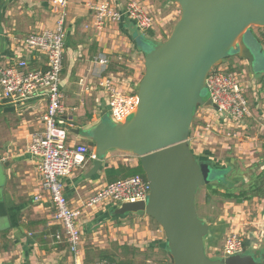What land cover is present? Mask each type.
Returning <instances> with one entry per match:
<instances>
[{"label":"crops","instance_id":"0c3cea01","mask_svg":"<svg viewBox=\"0 0 264 264\" xmlns=\"http://www.w3.org/2000/svg\"><path fill=\"white\" fill-rule=\"evenodd\" d=\"M48 1L0 0V67L17 58L28 60L29 68L44 67V56L28 53L23 40L30 34L54 28L55 19ZM87 1L68 0L64 25L65 54L60 89L64 96L62 120L66 121L69 146L86 144L70 133L71 130L77 127L90 129L107 115L105 95L100 87L102 79L110 77L117 83H139L144 71L143 56L136 47L135 37H146V34L138 32L127 20L110 23L102 32L95 31L84 6ZM112 1L123 7L129 0ZM137 1L154 19V30L172 25L179 17V7L173 0ZM242 64L250 70L248 64ZM249 76L247 81L253 90L249 102L251 98L255 101L251 104L253 114L240 128L226 126L213 110L204 109L206 112L190 129L188 142L194 157L221 168L222 176L226 173L225 183L211 184L221 194L237 193L264 173V137H260L264 129V112H260L262 107L257 101V94L264 85V72L258 78ZM254 108L258 110L257 114ZM43 111L44 103L30 102L18 111L4 113L5 119L0 124V169L3 172L0 182V202L3 203L0 209V264H73L66 244L55 240L56 233L62 229L53 220L49 199L33 200L40 192L41 180L37 161L26 153V147L30 134L41 130ZM252 122L256 123V130L250 126ZM207 125L210 127L206 131ZM206 142H215L221 147L224 152L221 160L215 155L217 147L206 145ZM133 158L124 152L110 151L94 175L90 174L93 161H88L63 180L68 206L81 211L78 218L81 264H171L163 231L153 220L141 213L116 215V208L110 205L84 206L98 188L111 181L105 175L107 169H116L120 165L137 167L138 161ZM204 188L208 192H201L199 202L198 189L195 203L197 210L199 207L203 210L202 220L210 227L204 240L207 257L210 258L207 251L219 256L215 251L222 247L230 231L245 234V253H260L264 257V198L253 197L235 203L212 195ZM217 204L223 216L215 219L209 208L214 209ZM101 252L109 257L107 262L100 259Z\"/></svg>","mask_w":264,"mask_h":264},{"label":"water","instance_id":"95a60500","mask_svg":"<svg viewBox=\"0 0 264 264\" xmlns=\"http://www.w3.org/2000/svg\"><path fill=\"white\" fill-rule=\"evenodd\" d=\"M173 1L179 19L163 44L135 37L144 67L135 112L123 123L103 115L90 129L77 127L70 133L93 150L91 175L110 151L138 159L149 185L148 198L122 204L114 213H141L153 220L163 231L171 264H264L262 254L254 252L207 257L204 240L210 227L197 216L196 192L226 174L194 157L188 142L198 109L217 110L206 84L209 72L232 58L246 61L253 72L258 55L264 54L246 41V35H254L251 28H264V0ZM19 109L22 106H12L10 99L0 100L3 113Z\"/></svg>","mask_w":264,"mask_h":264},{"label":"built area","instance_id":"2783aa9c","mask_svg":"<svg viewBox=\"0 0 264 264\" xmlns=\"http://www.w3.org/2000/svg\"><path fill=\"white\" fill-rule=\"evenodd\" d=\"M67 5L68 0H49V10L55 19L54 28L30 34L23 40V47L28 53L44 56L43 68H29L28 60L23 58L0 67V100L10 99L14 106H25L30 102L44 103L41 130L30 134L26 147V153L37 161L41 180L40 192L33 200L39 202L45 197L49 199L53 220L62 229L56 233L55 240L66 244L67 251L73 257V264H81V234L78 227L81 211L68 206L63 180L95 157L87 144H67L68 130L65 128L66 121L62 120L65 108L62 106L64 96L60 81L65 54ZM84 6L92 18L91 27L97 32H102L110 23L116 24L123 20L132 22L141 34L154 27V19L137 0L127 1L123 7L115 5L112 0H88ZM234 59L239 64H247L244 60ZM226 70L213 68L206 78L211 103L217 107V110H211L226 126L229 124L232 128H240L243 121L250 119L253 114L248 93L251 84L247 81L244 69L236 72L228 66ZM137 86L138 83L134 82L117 83L110 77L102 79L100 87L105 95L107 117L112 123H123L135 112L138 104ZM209 127L207 125L206 131ZM148 195L147 181L135 175L101 186L84 206L92 208L110 205L119 208L126 203H143ZM244 240L241 232L230 231L223 240L221 251H218L219 256L226 258L243 253Z\"/></svg>","mask_w":264,"mask_h":264},{"label":"rangeland","instance_id":"374dc122","mask_svg":"<svg viewBox=\"0 0 264 264\" xmlns=\"http://www.w3.org/2000/svg\"><path fill=\"white\" fill-rule=\"evenodd\" d=\"M179 19V17H178ZM177 19V21H178ZM173 22L172 25L170 26H164V27H158L154 30V27L152 30L150 31H146L144 34H146V37L150 39V41L153 43V44H156V45H159V44H163L167 38L169 37L175 23L177 22ZM155 24V23H154ZM251 31L252 33L254 34L253 36L252 35H246V41L248 42V44L250 46H252L255 50V52L257 53L258 51H260V49L263 50L264 52V28H256V27H253L251 28ZM228 66H231L233 70H235L236 72H240L241 71V67H243L245 73L247 76L249 75H253L252 77H260L263 72H264V54L262 55H258V58H257V63L253 65V72L252 70L250 69H247L246 65L244 64H239L238 61H236L234 58L232 59H228V60H225L223 61V63L219 66H217L216 68L214 67V69H217V70H223V71H227L226 69H228ZM258 70V71H257ZM251 71V72H250ZM261 71V72H259ZM251 73V74H250ZM259 73V74H258ZM262 73V74H260ZM250 78V76H249ZM251 79V78H250ZM252 82V81H251ZM253 92V90H249V95H251V93ZM257 101L258 103L261 105L262 108H260V112H264V85L263 87L259 90V93L257 94ZM255 102L253 101V99L251 98L250 99V105ZM203 111V112H202ZM254 111L255 113L258 112V110H255L254 108ZM206 111L204 110V108H199L198 109V113H196V116L194 117L193 119V122L192 124L194 123H198L199 119H200V116H202L203 113H205ZM257 114V113H256ZM264 114V113H263ZM198 115V116H197ZM260 116V114H259ZM5 119V114L3 113L2 110H0V124L2 123V121ZM261 123V122H260ZM259 123V124H260ZM262 124V123H261ZM192 126V125H191ZM250 126L252 127V129L256 130V123H251ZM262 126L264 127V123L262 124ZM253 130V131H254ZM261 135V134H260ZM260 137H264V129H263V132H262V135ZM206 145H209V146H216L217 148V152H215V155L217 157V159L221 160V158H223V151H221V147L219 145H217V143L215 142H209L207 143L206 142ZM134 160H137V158H133ZM136 161V162H137ZM204 189V190H203ZM200 192H199V202H200V195H201V192L202 191H205L206 189L203 187V188H200L199 189ZM207 191V190H206ZM208 192V191H207ZM210 211L212 213H210L212 215V218H215L217 219L218 217H221L223 216V213L220 212V206L219 204L215 205V208L214 209H211L209 208ZM197 210V209H196ZM204 215V212L203 210L199 207L198 210H197V216L198 218L202 219V216ZM243 237L245 238V234H242ZM218 251H221V248L220 249H217L215 251V253H218ZM207 254L208 256H210L211 259L215 258V254H212L210 251H207ZM214 255V256H213Z\"/></svg>","mask_w":264,"mask_h":264},{"label":"trees","instance_id":"16d2710c","mask_svg":"<svg viewBox=\"0 0 264 264\" xmlns=\"http://www.w3.org/2000/svg\"><path fill=\"white\" fill-rule=\"evenodd\" d=\"M227 172V171H224ZM226 173H224L225 175ZM105 175L107 178H110L113 182L118 179L127 178L130 176L140 175L144 177L143 173L141 172V169L139 167V163L137 167L131 168L126 167L123 165L118 166V168L114 169H107L105 171ZM219 182L220 184H223L226 182V180L221 177ZM210 183L206 186V188L210 191L212 195H218L219 197H222L224 199L233 200L235 203H241L246 200H250L253 197L257 198H264V173H261L260 175H257L253 180L250 181L247 187L240 189L237 193L235 192H226V193H219L216 191L213 186ZM209 199V197L206 198V200ZM135 255V254H133ZM100 259L105 260L106 262L109 260V257L106 256V253L101 252L100 253Z\"/></svg>","mask_w":264,"mask_h":264}]
</instances>
